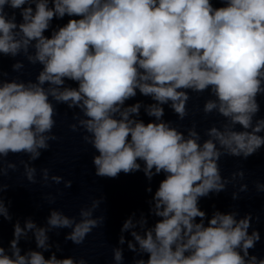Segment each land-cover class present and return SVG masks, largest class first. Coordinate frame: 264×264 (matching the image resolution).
Listing matches in <instances>:
<instances>
[{"label": "clouds", "instance_id": "1", "mask_svg": "<svg viewBox=\"0 0 264 264\" xmlns=\"http://www.w3.org/2000/svg\"><path fill=\"white\" fill-rule=\"evenodd\" d=\"M220 2L223 6L214 7L211 0H0V53H23L32 64L43 65L36 83L13 80L0 85V158L26 153L36 160L41 149L50 148L49 141L59 139L53 133L56 112L51 97L79 108L86 117L78 124L89 134L82 140L98 153L92 158L96 177L117 179L120 173L142 170L151 180L164 174L152 197L151 211L159 219L147 227L143 213L134 223L133 211L112 248L114 264H125V244L132 253L146 254L134 264H264V258L249 254L261 240L259 230L249 234L251 213L237 219V212L216 211L205 224L206 212L198 206L200 198L245 179L243 170L222 177V156L247 160L264 148V119L253 123L259 111L257 96L264 95V0ZM65 16L67 22L46 36L50 22ZM29 48L35 49L34 55ZM22 67L19 62L13 65L17 71ZM65 80L78 87L65 86ZM209 87L216 99L206 101L203 112L215 110L226 118L222 130L211 127L209 139L200 143L194 126L185 137L162 120V106L169 101L184 120L190 99L184 90L199 93ZM137 90L155 101L145 109L155 121L133 118L139 116L140 103L124 106ZM235 125L244 130H234ZM69 128L79 131L75 123ZM24 167L27 180L37 183L36 169L26 163ZM9 169L15 171L16 165L0 166V176H7ZM41 172L44 186L72 187V180L50 176L48 168ZM254 186L264 193V183L255 181ZM9 187L0 183V218L13 228L10 254L0 246V264H88L83 256L58 259L52 252L45 259L44 253L53 247L61 251L49 236L53 230L71 229L64 241L79 246L103 226L107 217L94 213L104 196L81 207L79 221L53 210L46 227L30 218L22 227L19 219L13 221L11 200L3 195ZM247 191L248 184H240L232 198ZM46 199L54 203L56 197ZM137 225L143 234L134 230ZM129 230L132 239L126 240ZM29 232L38 250L21 254V240H27Z\"/></svg>", "mask_w": 264, "mask_h": 264}]
</instances>
